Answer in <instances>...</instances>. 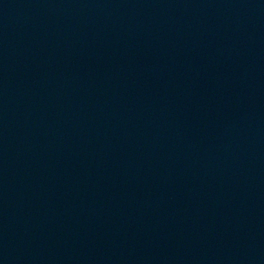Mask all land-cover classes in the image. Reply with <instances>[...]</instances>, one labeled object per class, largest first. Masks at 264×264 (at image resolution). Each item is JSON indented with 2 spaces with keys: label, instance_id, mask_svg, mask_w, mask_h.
I'll list each match as a JSON object with an SVG mask.
<instances>
[{
  "label": "water",
  "instance_id": "95a60500",
  "mask_svg": "<svg viewBox=\"0 0 264 264\" xmlns=\"http://www.w3.org/2000/svg\"><path fill=\"white\" fill-rule=\"evenodd\" d=\"M0 264H264V65L158 0H0Z\"/></svg>",
  "mask_w": 264,
  "mask_h": 264
}]
</instances>
